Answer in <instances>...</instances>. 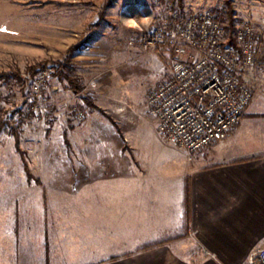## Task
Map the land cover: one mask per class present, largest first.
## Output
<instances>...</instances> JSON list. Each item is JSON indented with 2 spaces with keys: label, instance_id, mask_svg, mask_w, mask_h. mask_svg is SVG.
I'll return each mask as SVG.
<instances>
[{
  "label": "rangeland",
  "instance_id": "rangeland-1",
  "mask_svg": "<svg viewBox=\"0 0 264 264\" xmlns=\"http://www.w3.org/2000/svg\"><path fill=\"white\" fill-rule=\"evenodd\" d=\"M173 11L212 12L228 40L242 23L253 27V97L228 135L248 119L264 125V0H0V74L8 75L0 77V207L14 205L16 221L56 219L59 213L45 209L72 204L78 198L71 190L94 182L73 173L119 170L158 139L146 98L168 76L172 58L164 43L144 49L140 37L167 27ZM43 65L52 66L47 102L42 112L27 113L26 94ZM59 68L79 93L59 78ZM16 114L21 118L12 122Z\"/></svg>",
  "mask_w": 264,
  "mask_h": 264
},
{
  "label": "crops",
  "instance_id": "crops-1",
  "mask_svg": "<svg viewBox=\"0 0 264 264\" xmlns=\"http://www.w3.org/2000/svg\"><path fill=\"white\" fill-rule=\"evenodd\" d=\"M248 120L190 157L157 132L131 165L73 173L94 182L73 188L72 204L43 207L56 219L16 221L14 205L0 207V264H248L264 247V155L233 162L264 154V125Z\"/></svg>",
  "mask_w": 264,
  "mask_h": 264
},
{
  "label": "built area",
  "instance_id": "built-area-1",
  "mask_svg": "<svg viewBox=\"0 0 264 264\" xmlns=\"http://www.w3.org/2000/svg\"><path fill=\"white\" fill-rule=\"evenodd\" d=\"M153 29V35L140 37L141 46L151 49L164 43L172 60L168 76L148 93L146 106L160 137L190 157L225 139L252 100L249 74L258 58L255 32L242 23L230 43L222 22L210 11H173L167 27ZM51 71L49 65L38 69L26 94L27 113L43 111ZM76 117L81 120L83 112ZM20 118L16 114L10 120ZM248 264H264V247L251 254Z\"/></svg>",
  "mask_w": 264,
  "mask_h": 264
},
{
  "label": "trees",
  "instance_id": "trees-1",
  "mask_svg": "<svg viewBox=\"0 0 264 264\" xmlns=\"http://www.w3.org/2000/svg\"><path fill=\"white\" fill-rule=\"evenodd\" d=\"M229 42H230V43H234V39H233V37H231V38L229 39ZM61 68H62V67H61ZM61 68H59L58 71H57V72H58V75H59V78H60L61 80H62V79H65V80L68 82V84H69L70 88L72 89V91L75 92V93H78V92L80 91V88H81V87H80L79 85H77V83H75L74 80H73L72 78L68 77L65 73H63V72L61 71V70H62ZM28 72L30 73V76H31V75L34 73V67H30ZM4 75L8 76L7 74H0V77H2V76H4ZM9 76H10V75H9ZM84 102H85V104H86L87 106H89V107H92V108L95 107L93 101H92L90 98H88V97H85V98H84ZM262 155H264V154H259V155H255V156H250V157L242 158V159H236V160H234L233 162H240V161L248 160V159H251V158H254V157H260V156H262ZM187 190H188V188L186 187V188H185V201H184V207H185L186 214H188V208H189V203H188V192H187ZM157 243H158L157 241H156V242H147V243L142 244L141 246H139L137 250H142V249L149 248V247H151V246L156 245ZM112 258H114V257H112Z\"/></svg>",
  "mask_w": 264,
  "mask_h": 264
}]
</instances>
